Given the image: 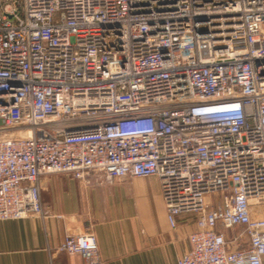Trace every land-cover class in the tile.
Instances as JSON below:
<instances>
[{
    "label": "built area",
    "instance_id": "2783aa9c",
    "mask_svg": "<svg viewBox=\"0 0 264 264\" xmlns=\"http://www.w3.org/2000/svg\"><path fill=\"white\" fill-rule=\"evenodd\" d=\"M61 173L155 176L177 264H264V0H0V221ZM57 250L102 264L89 228Z\"/></svg>",
    "mask_w": 264,
    "mask_h": 264
},
{
    "label": "crops",
    "instance_id": "0c3cea01",
    "mask_svg": "<svg viewBox=\"0 0 264 264\" xmlns=\"http://www.w3.org/2000/svg\"><path fill=\"white\" fill-rule=\"evenodd\" d=\"M40 188L43 217L0 221V264H83L57 248L86 228L102 264H177L189 250L195 218L182 215L169 227L157 177L105 181L94 174L85 182L61 173L42 176ZM251 216L264 218V202L252 206Z\"/></svg>",
    "mask_w": 264,
    "mask_h": 264
},
{
    "label": "rangeland",
    "instance_id": "374dc122",
    "mask_svg": "<svg viewBox=\"0 0 264 264\" xmlns=\"http://www.w3.org/2000/svg\"><path fill=\"white\" fill-rule=\"evenodd\" d=\"M155 177V176H154ZM157 180H158V178H157ZM41 200H42V198H41ZM253 207H254V205H253Z\"/></svg>",
    "mask_w": 264,
    "mask_h": 264
}]
</instances>
